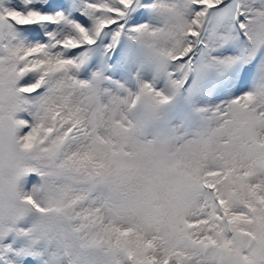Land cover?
<instances>
[{
  "label": "snow or ice",
  "instance_id": "1",
  "mask_svg": "<svg viewBox=\"0 0 264 264\" xmlns=\"http://www.w3.org/2000/svg\"><path fill=\"white\" fill-rule=\"evenodd\" d=\"M0 264H264V0H0Z\"/></svg>",
  "mask_w": 264,
  "mask_h": 264
}]
</instances>
